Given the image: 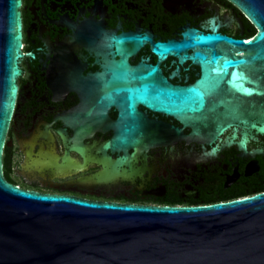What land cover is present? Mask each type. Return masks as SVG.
I'll use <instances>...</instances> for the list:
<instances>
[{
  "label": "flooded vegetation",
  "instance_id": "flooded-vegetation-1",
  "mask_svg": "<svg viewBox=\"0 0 264 264\" xmlns=\"http://www.w3.org/2000/svg\"><path fill=\"white\" fill-rule=\"evenodd\" d=\"M17 97L2 154L24 189L97 201L200 204L264 192V132L244 116L194 125L114 98L120 62L177 85L203 74L195 43L243 55L258 28L230 0H22ZM211 46V45H209ZM248 84L264 85L262 72ZM257 120L253 117L250 121ZM228 124V125H227Z\"/></svg>",
  "mask_w": 264,
  "mask_h": 264
},
{
  "label": "water",
  "instance_id": "water-1",
  "mask_svg": "<svg viewBox=\"0 0 264 264\" xmlns=\"http://www.w3.org/2000/svg\"><path fill=\"white\" fill-rule=\"evenodd\" d=\"M230 1L258 28L247 41L227 38L244 54L217 51L212 44L220 34L199 35L195 43L208 50L195 53L203 74L189 85L172 83L155 66L120 62L110 88L128 114L141 104L196 128H223L244 116L264 132V85L247 78L250 71L264 74V0ZM21 6L0 0V264H264V192L205 204L125 203L41 193L5 178L3 146L21 72Z\"/></svg>",
  "mask_w": 264,
  "mask_h": 264
},
{
  "label": "trees",
  "instance_id": "trees-1",
  "mask_svg": "<svg viewBox=\"0 0 264 264\" xmlns=\"http://www.w3.org/2000/svg\"><path fill=\"white\" fill-rule=\"evenodd\" d=\"M200 204H203V203H200Z\"/></svg>",
  "mask_w": 264,
  "mask_h": 264
}]
</instances>
